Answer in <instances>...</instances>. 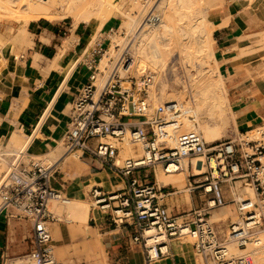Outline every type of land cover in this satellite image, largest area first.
<instances>
[{
    "label": "built area",
    "instance_id": "built-area-1",
    "mask_svg": "<svg viewBox=\"0 0 264 264\" xmlns=\"http://www.w3.org/2000/svg\"><path fill=\"white\" fill-rule=\"evenodd\" d=\"M101 51L99 48L96 53ZM129 60L131 57L124 53L119 63L125 65ZM96 70L74 97L68 124L60 138L64 155L79 152L78 159L86 155L119 180L109 192L92 185L88 191L91 206L105 212L115 226L126 228L130 243L140 247L145 264L168 256L171 239L184 241L186 237L192 239L191 245L202 264H254L248 258L230 254L226 244L244 247L255 234L254 229H264V206L256 200L235 196L237 190L247 186L257 197L264 193V118L259 125L241 131H254L251 138L232 136L207 143L198 131L186 130L177 133L172 145L171 131L180 128L183 113L175 101L155 106L148 116V88L152 82L149 73L120 77L113 72L96 95ZM188 119L193 124L197 122L194 113ZM122 142L139 144L141 154L118 163L117 143ZM23 157L27 154L6 156L0 151V163H4L0 173V209L29 221V250L25 255L28 264H60L59 253L71 245L97 253L94 237L101 250L93 217L83 229L82 238L77 235L75 242L70 243L69 229L62 232L60 218L48 209L50 200L61 199V191L50 185L53 175L58 174L56 165L47 167L31 159L25 165ZM198 166L204 170L196 175L193 171ZM159 170L164 174L184 173L189 192H198L201 206L172 213L162 200L177 191L166 190L175 189L171 184H158ZM149 176L152 180L147 182ZM227 190L230 198L226 197ZM229 202L237 220L224 228L221 221L210 220V211ZM53 225L59 229L58 240L53 239ZM83 257L84 254L82 261ZM3 261L4 258L0 264H5Z\"/></svg>",
    "mask_w": 264,
    "mask_h": 264
},
{
    "label": "crops",
    "instance_id": "crops-1",
    "mask_svg": "<svg viewBox=\"0 0 264 264\" xmlns=\"http://www.w3.org/2000/svg\"><path fill=\"white\" fill-rule=\"evenodd\" d=\"M209 18L217 26L212 31V38L218 71L225 76L236 75L238 61L242 58L237 57L238 36L264 30V0H254L249 5L230 2L212 10ZM118 23L116 17L107 20L99 37L104 34L108 37L103 36L92 47H89L93 33L90 24L79 23L72 31H61L54 24H37L32 30L34 34L31 33L32 43L25 48V53L4 63L0 55L1 145H6L17 129L33 137L28 149L31 153H46L57 145L68 124L69 107L74 97L82 85L90 82L89 77L96 69V51L109 38L107 32ZM236 86L232 90L230 107L237 117V131H245L259 125L264 118V85L259 83L253 88L242 81ZM253 89L255 95H251ZM81 163L70 160L63 169L56 165L58 174L53 175L50 185L74 198L87 194L92 181L106 184L99 185L106 192L112 191L119 182L106 167L92 161L87 167L84 166L86 163ZM176 191L174 197L165 201L171 205L174 214L188 212L197 206L189 189L187 198L185 193ZM89 214L88 220L93 217L92 211ZM66 222L80 226L88 224ZM94 225L100 233L101 247L108 254L109 264H145L140 247L130 243L126 228L112 225L105 215L100 216L99 222L95 220ZM23 226L19 218L0 209V263L5 254L21 251V245L16 243L22 240ZM169 253L152 264H200V258L186 241L171 239Z\"/></svg>",
    "mask_w": 264,
    "mask_h": 264
},
{
    "label": "bare ground",
    "instance_id": "bare-ground-1",
    "mask_svg": "<svg viewBox=\"0 0 264 264\" xmlns=\"http://www.w3.org/2000/svg\"><path fill=\"white\" fill-rule=\"evenodd\" d=\"M51 1L61 2L58 4L59 12H65L72 17L74 26L79 23L93 26L89 47H92L95 42L99 41L97 39L100 30L107 20L113 18L115 15L121 18L119 25L109 33L110 40L98 63V67L105 73V76L100 77L97 84L95 80L93 82L97 87L96 95L101 85L113 72L116 75L119 74L121 77L125 76L129 71H134L136 74L149 73L152 78L150 86H153L156 79L165 72L167 62L171 58L170 55L176 52L178 60L185 70L186 79L181 78L180 83L182 84L183 93L186 90L189 91L187 94L188 99L185 104H182V95H179L182 93L172 94L166 87L167 85H164L159 94L152 91L151 100L149 101L148 98L150 104L148 116L152 114L155 106L175 101L179 103L183 115L180 119V128L171 131L170 143L172 145L176 141L177 133L181 131L196 130L207 143H211L223 137L231 120H233L236 126L237 117L228 104L225 78L218 71V62L214 57L215 48L213 47L211 33L213 23L208 18L210 10L208 9L207 0H159V2L156 0L155 3H153V0H146L145 4H142L141 0H0V23L15 21L19 24L16 34L10 39V43L15 41V45L18 48L22 47L24 43H32L27 26L33 20H53L55 14L52 12ZM153 11L159 13L155 22L147 19V15ZM144 14L145 18L143 17L142 19ZM243 38L245 37L243 36ZM5 45L6 43L0 44L1 56L7 52ZM124 53L131 56V60L126 65H122L118 61ZM207 62H209V65H207ZM147 67L149 70H146ZM108 71H111L109 75L107 74ZM191 113L196 115V124H193L188 119V115ZM237 133L240 138H251L254 131L250 132L248 130L246 134L239 133V131ZM32 138L23 134L21 130H15L7 143L9 148H12L9 154H23L25 150L30 149ZM61 147L63 148L64 145L60 140L48 152L38 153V155L46 158L50 163L49 166L59 165L64 163L67 158ZM135 148L123 143L117 157L118 163L119 156L134 157L139 154L140 147L137 146ZM70 156H73L76 160L78 159L75 153L68 155V157ZM203 170L204 167L200 169L198 166L193 172L199 175ZM185 178L184 173L181 172L160 173V175L157 173V182L160 186L173 184L178 189H184L181 183H183ZM90 185L104 186L106 184L92 181ZM187 190L186 188L185 191ZM243 190L235 194L236 198L254 200V190L251 187L247 186ZM49 204L51 212L58 213L59 216L61 213H65L66 221L88 222L90 207L83 200L64 198L61 192V199L50 200ZM1 205L2 202L0 203V207ZM226 212L227 216L230 214L234 217V220L231 222L237 220L235 211L232 208H227ZM215 215L213 214L212 217H216ZM212 217L211 219H213ZM224 217V215L218 216L214 221H222ZM254 231L256 234L262 230L256 228ZM147 234L150 235L151 232H147ZM151 240L149 238V242ZM250 244L252 246L248 247ZM250 244L247 245L248 248L244 246L247 248L245 256H251L253 262L261 264L262 261H259L263 260L261 258L263 256L261 255L264 254V235L262 238L257 237L253 239ZM229 246L230 244H226V249L232 254ZM244 247L237 248L244 249ZM236 257L240 259L247 258L242 256ZM16 259L17 261H22L21 257ZM26 264H28L27 261Z\"/></svg>",
    "mask_w": 264,
    "mask_h": 264
},
{
    "label": "rangeland",
    "instance_id": "rangeland-1",
    "mask_svg": "<svg viewBox=\"0 0 264 264\" xmlns=\"http://www.w3.org/2000/svg\"><path fill=\"white\" fill-rule=\"evenodd\" d=\"M153 1H154L153 3H155L156 0H153ZM253 1L254 0H207L208 9L210 10L209 13H208V15L210 16V13H211L212 10H214L216 8H221V7L227 5L230 2H235V3L245 2L246 5H249ZM157 2H159V0ZM60 3L61 2H59V1H51L50 2L51 7H52V12H53V14H55L53 16V20L51 22H47V20L44 21V19H38V20H33V21H31L28 24L27 31L30 33L29 36H30L31 39L33 37L31 35V33L34 34V32H32V30H33V28L36 27L37 24H40V26H42L44 24H48V25L54 24L59 29H61V31H69V30L72 31V30H74V28H73L74 27V25H73V18L70 17L65 12L64 13L59 12L58 4H60ZM141 3L142 4H145L146 3V0H141ZM144 16H145V14L142 16V19H143ZM158 16H159V13L156 12V11H153V12H151V13H149L147 15V19L150 20V21H152V22H155V20L157 19ZM209 16H208V18H209ZM114 17L118 18L116 15ZM118 20L120 22L121 21V18H118ZM209 20H210V18H209ZM118 25H119V23L117 24V26ZM220 25H222V24H220ZM18 26H19V24L17 22H15V21H9L8 23H4V24H2V26H0V44L6 43L5 49L7 50V52L4 53V55H2V58H3L2 61L4 60L3 62H7L9 59L18 58L21 54L25 53V48L28 47L29 45H31V44H28V43H24L22 47H19L18 48L15 45V41H13L14 44L13 43H10V39H11V37H14L13 35L16 34V30H17V27ZM215 27H217V26L214 25V24H212L211 33H212V31H213V29ZM263 31H259L260 33L259 32H257V33L256 32H252V33H249V34H243V35L238 36V40L240 41V43H239V48L236 47L237 48V51H238L237 54H239V55H237V57H242L238 61L239 64L237 66H239V68L237 70L236 75H232V73L228 74L227 76L223 75L224 78H225L224 79V82H225L226 90H227V93H228V104H229V106L232 105L231 104V99H232L231 97H232V94L234 93L232 90H233V88L237 87L236 85L239 84L240 82H242V81L248 82L251 86H253V88H255L254 86L256 84H259V83H262L264 85V33H263ZM103 36L105 37L107 35L104 34V35L98 37L97 40L101 41V39H102ZM243 36L245 38H243ZM108 39L110 40V38H108ZM108 39H106L105 42L102 43V46H101L102 47V51L100 53H98V56H97V59H96V69H97L96 70V74H95V81H96L95 83L96 84L98 83L100 77L105 76V73L102 72L100 70V68L98 67V63H99L100 57H101L104 49L106 48V46H107V44L109 42ZM259 39H261V40H259ZM99 41H97V42H99ZM213 47L215 48V46H214V40H213ZM10 48H11V50H10ZM174 50H173V52H174ZM9 51H10V53H9ZM170 57L171 58H169V60L167 62V66L165 68V72H163L161 74V76H159L156 79V82H155V84L153 86H149V88H148V98H149V101H150L151 100V93H152V91H153V93L155 92V93H158L159 94L160 91H161V88L164 85H167L166 87L168 88V90H169L170 93H172V94L182 93V94H179V95L180 96L182 95V104H185L186 103V100L188 99L187 94H188L189 91L186 90L185 91L186 93L185 92L183 93L182 92V84L180 83L181 82V80H180L181 78L186 79L185 70L183 69V66L181 65V63L179 62L176 52H174L173 54H171ZM172 64H173V66H172ZM207 65H209V62H207ZM169 66H171V67H169ZM171 68L172 69L175 68L174 70L177 73L174 70L172 71ZM146 70H149V68L147 67ZM177 70H179V71H177ZM110 73H111V71H108L107 72L108 75ZM173 73H174L175 76L173 75ZM141 74H136L134 71H129L128 73H126L125 76H122V77H126L127 75L136 77V76H139ZM178 80H180V81H178ZM233 82H235V83H233ZM255 93H256V90L253 89L251 91V95H255ZM149 106H150V104H149ZM239 131L241 132V130H239ZM232 136H237V137L239 136L238 133H237V129H236L235 123L233 122V120H231L229 122V126H228L227 130L224 132V135L221 138V140L226 139L228 137H232ZM58 142H60V141H57V143ZM123 143L124 142L117 143L118 147L121 148L123 146ZM128 145L129 146H133L134 148L135 147L137 148V146L140 147L139 144H128ZM120 148H119V151H120ZM61 149L64 150V147L63 148L61 147ZM11 150H12V148H9V146L7 144L6 145H1L0 144V151L3 152L6 156L11 155V154H9L11 152ZM7 153H8V155H7ZM74 153L77 154V155L79 154V152H74ZM23 154L24 155L27 154V157H23L22 158V162L25 165H27V163L29 162L30 159H31L30 161H33L35 163H38L39 165H43V166H49L50 165V163L46 160V158H44L43 156H39L37 154H34V152L31 153L30 151L25 150V152ZM140 154H141V147H140V153L137 154V155H140ZM137 155H135L134 157H136ZM65 157H67L66 160H65V162L59 164V168L60 169H63L64 168L63 165L65 163H67L68 161H70V160H75V161H78V162H82L81 164L86 163L85 165L83 164L85 167H87L91 163L90 159L88 157H86V155H83L80 159H77V160L74 159L73 156L68 157V155H65ZM125 158L126 157L119 156V163H122V161ZM96 164H98V163H96ZM3 169H4V163H0V173H1V171ZM160 173H162L161 170H159L158 174L160 175ZM184 176H185V174H184ZM151 180H152V176H149L148 179H147V182L148 181H151ZM185 181H186V178L184 179L183 183H181L183 185L184 189L183 188L182 189H178L177 187L174 186L175 189H172V188L168 187V188H166V190H168L170 192L172 190L181 191V193H185V196L187 198L188 197V194H187V191H185V189L186 188L188 189V187L186 186ZM171 185L173 186V184H171ZM90 187H91V185L89 184L88 187H87V189L89 190ZM111 189L113 190L114 188H111ZM246 191H248V190H246ZM237 192H242V190H237ZM175 195L176 194H173V195H170V196H173L174 197ZM190 195H192L194 197L195 201L197 202L196 203L197 206L196 207H191V209L199 208L201 206V203H200V200L198 198V192L197 191L190 192ZM170 196H168V197H170ZM63 197L64 198H71L73 196H69L68 194H63ZM168 197H165L162 200V203L163 204H165L166 198H168ZM226 197L227 198H230L231 197L230 196V192L228 190L226 191ZM74 198H78L79 200H83L84 202H87L89 204L90 212L92 211L93 217H94V219L97 222L100 221V216L106 214L105 212H101L97 208H93L91 206V203H90L91 201L88 198V193L85 194V195L82 194L81 196H79V195L78 196H74ZM253 198H254V200L258 201V203H260L261 205L264 204V193L262 195H260L259 197H257L256 194H255V192H254V197ZM0 199H1V196H0ZM1 202H2V199H1L0 203ZM50 204L48 205V209L50 211H52L51 208H50ZM165 205L173 213L172 208H171V205H168V204H165ZM227 208H232L234 210V207H233L232 203H230V202L227 203L225 206L216 207V208L212 209L210 211V220L211 221H214V219L217 218L218 216L224 215L225 217L221 221V224H222V226L224 228H226L228 222H231V221L234 220V217H232L230 214L228 216L226 215L227 214V212H226ZM10 212H12V211H10ZM13 213H15V212L13 211ZM54 214L57 217L62 218V219H60L61 221L58 222L61 231L62 232H67V230L69 229V231H68V237H69V240L71 241L70 243L75 242L74 239L77 237V235H80L81 238H82V236L84 235L83 229L87 226V224L86 225H83V226H80V225L75 224V223L66 222L65 221L66 216L64 215L65 213H61L60 216H59L58 213H54ZM213 214L214 215L216 214L215 215L216 217H212ZM89 216H90V214H89ZM211 217L213 219H211ZM20 221H21L22 224H24V226H23V236H22L21 242H17L16 244L17 245H21L20 246L21 247V251H18V253H8V254H5V256H4L5 264H18V262H20V264H26V257H25V255L28 253V250H29L30 225H29V221L26 220V219H24V218H20ZM68 223H69V225H68ZM112 225H114V224L112 223ZM68 226H70V228ZM260 229L262 231H259L258 233H256L255 235H253L251 241L253 239L257 238V237H261V238L263 237V235H264V229L262 227ZM96 236L101 241V236H100V233L99 232L96 233ZM59 237H60L59 229H58V227L56 225H53V239L54 240H58V239H60ZM183 240L186 241V242H188L189 244H191V242H192V239L189 238V237H186ZM251 241L248 242L247 245L250 244ZM94 243L96 244V247L98 248L97 253L91 251L89 248H88V250L85 249V251L84 250L82 251V250L76 249V246L75 245H71L70 247L65 248L64 251H61L59 253V250H58L59 247H57L56 248L57 249L56 252L59 253V255H58L59 263L60 264H84V263L85 264H109L108 258H107L108 257V254L103 250L102 247H101V250H100L99 243H98V241H97V239L95 237H94ZM229 244H230L229 248L231 249L230 252L232 254L236 255V256H242V257H247V256H245L246 255L245 250L248 247L252 246V244H250V245H248V247H247V245L245 246L247 248L244 247V249H239V248L236 247L235 244L228 243V245ZM82 254H84L83 261H82V258H81V255ZM261 256H264V254L261 255ZM20 257H21V260L22 261H17L16 258H20ZM247 258L250 259L253 262V259H252L251 256L250 257L248 256ZM261 258L263 259V257H261ZM261 261H262L261 264H263V260H260L259 262H261ZM200 263H201V259H200ZM253 263L254 264H257L255 262H253Z\"/></svg>",
    "mask_w": 264,
    "mask_h": 264
}]
</instances>
